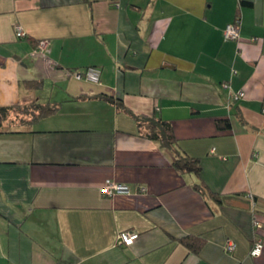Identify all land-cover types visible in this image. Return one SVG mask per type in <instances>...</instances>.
<instances>
[{"label": "crops", "instance_id": "crops-1", "mask_svg": "<svg viewBox=\"0 0 264 264\" xmlns=\"http://www.w3.org/2000/svg\"><path fill=\"white\" fill-rule=\"evenodd\" d=\"M0 104V264H264V0H0ZM132 113L171 123L201 174Z\"/></svg>", "mask_w": 264, "mask_h": 264}, {"label": "trees", "instance_id": "trees-1", "mask_svg": "<svg viewBox=\"0 0 264 264\" xmlns=\"http://www.w3.org/2000/svg\"><path fill=\"white\" fill-rule=\"evenodd\" d=\"M109 99L114 100L112 97L111 98L109 97ZM117 103L123 109L129 110V108L125 105L123 100L121 101L117 100ZM13 108L14 107H5L0 104V132L2 130V124L4 119L6 118L9 111L12 110ZM41 109L43 110L44 114L46 113L48 114L53 110L43 107H41ZM132 115L134 114L132 113ZM134 117L138 121H145V124L147 125V128L149 130L148 131L149 137H151L153 140L160 142L163 147L174 149L176 153L175 165L178 169L189 173H195L197 175L201 174L203 170L201 159L193 158L190 155L183 152L182 150L178 149V140L171 123L156 117L147 118V117H138L136 115H134ZM218 126L222 130H230L233 125L231 119H221L218 121ZM195 188L203 193H210L212 196L216 195L214 191H210V189H208L206 185L202 182L196 183ZM254 199H256L255 196ZM257 199L255 200L256 203H257ZM256 207L257 205L255 206V210L257 211L258 208ZM260 239L262 238H259L257 240ZM181 240L192 250L195 251H199L200 246L203 243L202 240H199L198 242L194 241V237L192 235L185 236Z\"/></svg>", "mask_w": 264, "mask_h": 264}, {"label": "built area", "instance_id": "built-area-1", "mask_svg": "<svg viewBox=\"0 0 264 264\" xmlns=\"http://www.w3.org/2000/svg\"><path fill=\"white\" fill-rule=\"evenodd\" d=\"M117 6L120 7V3H117ZM16 33L18 37L25 36V32L20 26H17ZM225 37L227 40H238L240 38V22L237 20L234 23H231L227 26L225 30ZM48 48V41L42 40L39 43V50L42 52H46ZM101 76H102V69L100 67H88L81 73H76L75 77L77 79H83L88 82L92 83H99L101 82ZM225 87H230L229 84L225 83ZM245 97V92L240 91L235 95L236 100H240ZM143 190H146L145 187L142 188ZM103 192L114 195L116 193H130L132 192V188L124 183H120L117 181H114L112 179H108L102 188ZM250 196L254 199V195L250 194ZM258 225H261L259 221H257ZM139 236V232L135 230H123L119 234V241L122 244H133L137 237ZM238 243L234 240L229 238L227 241L226 248L229 251H234L237 248ZM264 248V242L262 239L257 240L255 246L252 248V254L253 255H260L263 252Z\"/></svg>", "mask_w": 264, "mask_h": 264}]
</instances>
